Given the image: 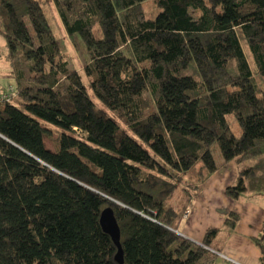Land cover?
Returning a JSON list of instances; mask_svg holds the SVG:
<instances>
[{
    "label": "trees",
    "instance_id": "1",
    "mask_svg": "<svg viewBox=\"0 0 264 264\" xmlns=\"http://www.w3.org/2000/svg\"><path fill=\"white\" fill-rule=\"evenodd\" d=\"M51 1L85 48L79 70L39 0H0L15 88L0 102V264H117L107 207L123 264H212L220 229L201 245L176 229L221 166L214 145L238 166L226 196L264 195V0H154L153 19L145 0ZM237 220L226 215L227 235ZM252 240L264 264V221Z\"/></svg>",
    "mask_w": 264,
    "mask_h": 264
},
{
    "label": "crops",
    "instance_id": "2",
    "mask_svg": "<svg viewBox=\"0 0 264 264\" xmlns=\"http://www.w3.org/2000/svg\"><path fill=\"white\" fill-rule=\"evenodd\" d=\"M4 53L0 59L5 61ZM6 66L8 70L4 71ZM9 78L7 62H0V91L9 85ZM216 163L221 165L219 170L192 192L176 233L201 245L206 230L220 229L216 237L220 253L212 264H259L260 252L252 239L259 235L264 221V195L249 199V193H245L237 200L227 197L226 188L237 182L238 166L234 161L222 164L221 158ZM229 213L236 214L238 220L227 235L223 225Z\"/></svg>",
    "mask_w": 264,
    "mask_h": 264
},
{
    "label": "rangeland",
    "instance_id": "3",
    "mask_svg": "<svg viewBox=\"0 0 264 264\" xmlns=\"http://www.w3.org/2000/svg\"><path fill=\"white\" fill-rule=\"evenodd\" d=\"M39 1L41 3V6H42L45 14H46V17H47V20L49 22L51 31L54 33V35L58 39L57 42H58L60 51L63 54V58L65 60H67V62L69 63V65L71 67L79 70L87 60L84 46L80 42H78V47H76L73 44V42H71L69 40V38L66 36V34L64 33V31L62 29V25L60 23V20L58 18V15L56 13V10L54 8L52 1L51 0H39ZM142 6H143L144 15L148 19H151V18L153 19L160 12V9L156 6L154 0H145V2L143 3ZM192 14L194 16H196L197 12H192ZM4 52H5V42H4L3 38L0 36V55H2ZM0 62L3 65H6V62L3 59H0ZM1 70H2V67H1ZM6 70H8L7 66L5 67L4 71H6ZM258 81L260 82V80H258ZM83 82H84L85 87L88 88L87 82L85 79H83ZM8 84L11 85L12 87H14V82H13L12 78H9ZM260 85H261V87L263 86V84L261 82H260ZM89 94H90L93 102L96 104V106L98 108L102 109L103 111H105L106 115H108L109 117H112V115L110 113H108L106 110H104L102 108V106L99 104V102L96 100V98H94L91 95L90 92H89ZM112 118H114V117H112ZM228 120H229L233 134L235 136H239L240 128L237 125V123L234 121L233 117L229 116ZM117 122H119V121L117 120ZM119 125L121 126V123ZM44 126L49 127V126H46L45 124H44ZM55 138H56V131L53 128H52L51 134L44 135L43 140H44L45 146L49 150H52V151L55 150V148L52 145V141ZM212 154H213L215 161H217L221 158V154L219 152L217 145H214L212 147Z\"/></svg>",
    "mask_w": 264,
    "mask_h": 264
},
{
    "label": "water",
    "instance_id": "4",
    "mask_svg": "<svg viewBox=\"0 0 264 264\" xmlns=\"http://www.w3.org/2000/svg\"><path fill=\"white\" fill-rule=\"evenodd\" d=\"M99 225L103 232L110 237L116 248L114 261L117 264H123V254L120 245V231L111 208L107 207L101 211L99 215Z\"/></svg>",
    "mask_w": 264,
    "mask_h": 264
},
{
    "label": "built area",
    "instance_id": "5",
    "mask_svg": "<svg viewBox=\"0 0 264 264\" xmlns=\"http://www.w3.org/2000/svg\"><path fill=\"white\" fill-rule=\"evenodd\" d=\"M15 97V88L7 85L4 90L0 91V102H13Z\"/></svg>",
    "mask_w": 264,
    "mask_h": 264
}]
</instances>
